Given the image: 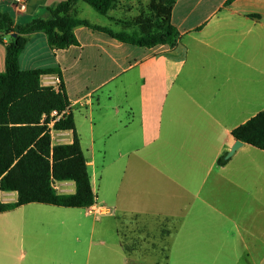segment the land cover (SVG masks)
I'll return each instance as SVG.
<instances>
[{
	"label": "crops",
	"instance_id": "0c3cea01",
	"mask_svg": "<svg viewBox=\"0 0 264 264\" xmlns=\"http://www.w3.org/2000/svg\"><path fill=\"white\" fill-rule=\"evenodd\" d=\"M62 1L28 0L26 12L17 13L0 0V14L24 26L49 18L47 8ZM227 1L176 0L173 47L127 45L85 27L74 29L78 45L64 50L49 48L40 32L28 36L20 68L59 71L96 200L89 208L42 205L52 221L34 235L25 233L27 223L0 222L4 258L264 264V152L242 143L226 164L217 163L235 143L231 132L264 110V0ZM120 5L131 19L141 14L136 0ZM89 8L78 2L77 18L116 33L115 9L101 16ZM0 39L2 73L10 38ZM56 184L57 193H74L73 183ZM3 194L16 201L15 193ZM126 217L167 220V248L157 241L126 255L117 221Z\"/></svg>",
	"mask_w": 264,
	"mask_h": 264
},
{
	"label": "trees",
	"instance_id": "16d2710c",
	"mask_svg": "<svg viewBox=\"0 0 264 264\" xmlns=\"http://www.w3.org/2000/svg\"><path fill=\"white\" fill-rule=\"evenodd\" d=\"M119 1L64 0L47 8L49 18L33 19L24 26L15 25L9 15L0 14V38H10L5 46L4 71L0 73V191L17 196L15 202L0 200V214L28 204L59 208H89L94 205L96 195L72 115L69 113L54 125L55 131H71V144L52 146L46 127L40 124L42 115L70 110L59 71L22 70L19 58L32 33H42L53 50L77 46L74 35L77 27L101 32L123 44L137 47L175 46L178 32L171 24V11L176 0H150L148 14L141 13L132 20L137 30L131 34L114 33L108 28L92 25L78 19L74 12L75 5L83 2L97 14L107 16ZM54 73L59 78L58 89L42 86L41 76ZM231 135L235 141L264 152V110L235 128ZM225 156L219 158L218 165L226 164ZM56 182L73 183L74 193H57L53 188ZM117 221L121 247L129 255L136 244L126 241L120 225L122 218H117Z\"/></svg>",
	"mask_w": 264,
	"mask_h": 264
},
{
	"label": "rangeland",
	"instance_id": "374dc122",
	"mask_svg": "<svg viewBox=\"0 0 264 264\" xmlns=\"http://www.w3.org/2000/svg\"><path fill=\"white\" fill-rule=\"evenodd\" d=\"M149 1L150 0H136V13L148 14L147 5ZM147 2L148 4L146 5L145 3ZM6 10L13 14L12 9L8 8V5H6ZM123 10H125L124 6L120 5L111 13L116 23L115 31L116 33L125 32L131 34L137 30L133 25V19H131L133 14H128L125 11L123 12ZM91 11L95 13L93 10ZM7 39H9L8 36ZM5 198L8 197H2V195H0L1 201L7 202ZM47 209L49 208L46 206L35 204L20 212H13L5 214V216H0V222H13L19 220L27 223V231H25V233L34 235L38 233V231L44 230V227L41 226L42 224L52 221ZM120 225L122 232L125 234L126 241H128V243L134 242L136 244L135 247L139 249L141 246H150L153 242L156 243L157 241H159V247H161L162 244L163 249H166L170 233L173 232V227L167 220L126 217L122 218ZM17 255V253H14L11 259L8 260L4 258L3 251L0 249V264H14Z\"/></svg>",
	"mask_w": 264,
	"mask_h": 264
},
{
	"label": "built area",
	"instance_id": "2783aa9c",
	"mask_svg": "<svg viewBox=\"0 0 264 264\" xmlns=\"http://www.w3.org/2000/svg\"><path fill=\"white\" fill-rule=\"evenodd\" d=\"M7 1H9V3L13 6V8L15 9V11L17 13H25L26 12L28 0H7ZM40 82H41L42 86L52 87L55 90L58 89V84H59L58 79L55 82V80H53L51 77H48L45 75V76H42L40 78ZM68 114H69V109L67 108L62 112L52 111L48 115H42L41 120H40V124L46 127V132L50 136L52 146H54V145H67V144L72 143V141L70 142L68 139L67 131L60 132V131L54 130V125L58 124L59 121L65 119ZM53 188L56 191H58V187H57L56 183L53 184ZM0 195H2V197H7L1 191H0ZM89 212H92V210H89Z\"/></svg>",
	"mask_w": 264,
	"mask_h": 264
},
{
	"label": "water",
	"instance_id": "95a60500",
	"mask_svg": "<svg viewBox=\"0 0 264 264\" xmlns=\"http://www.w3.org/2000/svg\"><path fill=\"white\" fill-rule=\"evenodd\" d=\"M14 37H15V35L12 36V38H14ZM241 145H242L241 142L235 141L234 145L232 146L230 151L226 154L224 159L228 160L236 152V150L241 147Z\"/></svg>",
	"mask_w": 264,
	"mask_h": 264
}]
</instances>
